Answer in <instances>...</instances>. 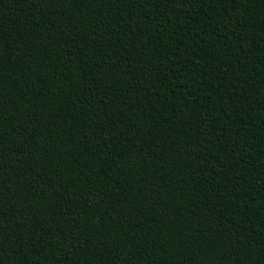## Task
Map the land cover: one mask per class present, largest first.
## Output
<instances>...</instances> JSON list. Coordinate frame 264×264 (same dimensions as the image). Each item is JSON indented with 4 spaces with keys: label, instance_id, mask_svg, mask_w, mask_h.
<instances>
[{
    "label": "trees",
    "instance_id": "trees-1",
    "mask_svg": "<svg viewBox=\"0 0 264 264\" xmlns=\"http://www.w3.org/2000/svg\"><path fill=\"white\" fill-rule=\"evenodd\" d=\"M0 264H264V0H0Z\"/></svg>",
    "mask_w": 264,
    "mask_h": 264
}]
</instances>
